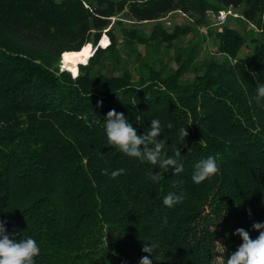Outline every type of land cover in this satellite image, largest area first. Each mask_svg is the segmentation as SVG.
I'll return each instance as SVG.
<instances>
[{"label": "trees", "instance_id": "obj_1", "mask_svg": "<svg viewBox=\"0 0 264 264\" xmlns=\"http://www.w3.org/2000/svg\"><path fill=\"white\" fill-rule=\"evenodd\" d=\"M229 9L247 27L215 31L212 49L224 54L220 59L176 52L166 71L153 60L134 65L116 55L114 23L121 19L156 22L147 35L120 27L124 42L169 48L208 12ZM173 11L191 24L167 31L157 23ZM104 33L109 43L101 47ZM91 45L75 79L59 66L63 52ZM107 53L119 64L110 73L101 69ZM258 84H264V0H0V219L17 240L37 241L35 264H139L149 255L146 244L154 246L153 264H225L242 243L235 230L255 239L252 224L264 223ZM112 109L139 135L159 119L162 155L179 149L183 171L169 168L154 182L149 173L162 171L158 165L108 145L105 118ZM181 128L189 133L186 146ZM209 156L219 173L194 183V165ZM169 193L183 201L165 206Z\"/></svg>", "mask_w": 264, "mask_h": 264}, {"label": "clouds", "instance_id": "obj_2", "mask_svg": "<svg viewBox=\"0 0 264 264\" xmlns=\"http://www.w3.org/2000/svg\"><path fill=\"white\" fill-rule=\"evenodd\" d=\"M79 75L74 70L73 78ZM256 101L260 103L264 100V84H258L256 89ZM106 136L108 145L118 148L127 156L137 158L141 162L148 161L152 165H158V173H149V178L157 182L163 178V172H167L169 168L174 170L175 174L183 171V164L178 162L181 151L177 149L174 156H168L167 153L162 155V150L166 143L165 140L158 137L162 133V126L159 119H152L150 130L139 135L123 113L116 112L115 109L108 111L106 118ZM168 129L172 128L171 124L167 125ZM189 135L187 128L179 130V139L181 145L185 144L186 137ZM220 168L217 160L213 156H209L194 165L192 180L196 184H200L210 177L219 173ZM125 169L121 168L111 172V177L116 178L123 174ZM107 174V170H105ZM183 201L182 194L169 193L164 197L163 203L171 208ZM251 216V210H248ZM166 222V221H165ZM252 229L257 231L259 235L253 239L248 231L243 228H237L234 235L241 238L242 243L237 249L230 253L225 264H264V223L254 222ZM219 242V241H218ZM143 252L149 255L143 256L139 260V264H153L152 253L154 246L146 244ZM40 254V247L35 239L29 237L26 239H16L15 234H9L6 229V221L0 219V264H35L34 258Z\"/></svg>", "mask_w": 264, "mask_h": 264}, {"label": "rangeland", "instance_id": "obj_3", "mask_svg": "<svg viewBox=\"0 0 264 264\" xmlns=\"http://www.w3.org/2000/svg\"><path fill=\"white\" fill-rule=\"evenodd\" d=\"M121 23H114L115 29L114 34L118 36L119 43L116 49V55L120 57L121 60L127 61L128 63H133L137 65L141 61L145 60H153L155 61V65L163 66L166 71H171L175 66V54L176 52H180L182 55H186L189 51L195 52L198 56L199 61H204V59L208 58H217L220 59L224 56L221 52L213 51L212 40H214L213 36L216 30L220 29L222 25H233L238 28L247 27L245 22L240 17L239 11L237 9H229V10H219L217 13L208 12L206 15L205 22L202 25L192 26L186 32H180L171 47H163L160 42L151 41L150 44H140L135 43L134 41L131 43L124 42L126 38H123L122 30L120 27H132L134 26L137 31L143 35H147L152 28L155 21L141 22V23H132L126 21L125 19H121ZM157 23L163 26L167 31H171L174 27H178L180 25H188L191 24L189 18L182 14L179 11H173L167 13L165 16L160 18ZM250 33V29L247 30V34ZM106 37L107 44L109 43L108 36L104 33L98 41V46H102L101 40L103 37ZM135 43V44H134ZM85 48V47H84ZM86 49V48H85ZM87 50V49H86ZM91 51L89 56L93 53L94 48L91 45ZM88 51V50H87ZM88 56V57H89ZM88 58L84 62H79L81 64H86ZM59 66L67 69L71 76H73V72H71L68 68L63 67L61 59L59 61ZM78 65V64H77ZM119 64L116 62L115 55L112 53H107L104 57V65H102V70L106 73H110L111 71H116ZM219 241V242H218ZM220 238L217 240V246L220 245Z\"/></svg>", "mask_w": 264, "mask_h": 264}, {"label": "bare ground", "instance_id": "obj_4", "mask_svg": "<svg viewBox=\"0 0 264 264\" xmlns=\"http://www.w3.org/2000/svg\"><path fill=\"white\" fill-rule=\"evenodd\" d=\"M107 39L104 36L101 40L102 46H105L107 44ZM90 52L87 51L84 47H82L80 50H70L63 52L61 56V62L63 64V67L68 68L71 72H74V70L77 71V64L79 62H84Z\"/></svg>", "mask_w": 264, "mask_h": 264}]
</instances>
